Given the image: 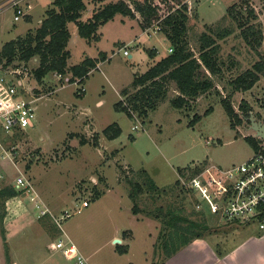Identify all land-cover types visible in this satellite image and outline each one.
Here are the masks:
<instances>
[{
  "label": "rangeland",
  "instance_id": "1",
  "mask_svg": "<svg viewBox=\"0 0 264 264\" xmlns=\"http://www.w3.org/2000/svg\"><path fill=\"white\" fill-rule=\"evenodd\" d=\"M53 1H21L26 14L16 20L13 2L0 0V50L6 42L25 36L30 30L36 31ZM115 1L118 0H85V17L91 16L94 8ZM186 2L189 8L187 38L197 57L202 33L214 34L224 27L234 29L230 36L218 40L222 72L211 75L207 71L215 87L191 102L190 106L176 108L171 104L178 90L176 84L170 82L168 98L148 117L137 113L131 117L116 109L119 100H126L121 90L130 86L135 73L146 71L170 53L172 46L161 30L160 22V29H157L158 24L143 29L138 16L132 18L118 14L100 27L101 39L96 45H89L79 35L77 25L71 23L70 28L77 29L73 35L71 33L68 44L71 65L81 62L84 51L93 56L105 50L110 56L99 63L101 68L91 70L81 84L71 83L69 78L66 80L67 75L60 78L53 72L38 81L33 72L40 66V57L29 61L31 71L29 77H25V92L33 98L38 97L34 103L35 124L19 134L11 133L13 136L6 137L3 132L2 135L6 140L12 139L19 150L17 166L7 163L8 180H14L22 172L32 186L17 196L23 201L20 205L31 212L22 216L29 220V224L22 220L16 229L10 224L7 232V238L15 236L11 241L21 264H43V256L53 253L47 243L59 237L68 240L65 231H70L67 233L72 241L85 250L101 246L88 259L89 264H98L105 253L104 259L109 261L115 245L110 239L116 231H121L122 237L134 232L132 248L136 254L132 258L137 263L144 249L148 248V264H162L166 254L159 246V239L169 232L166 220L171 211L208 224L211 229L205 236L221 235L229 243L243 228L264 234L257 219H228L212 213L199 191L189 183L197 175H229L232 169L255 153L247 136L259 138L264 148V139L256 134L250 121L253 114L256 120L264 122V76L247 91H235L231 84V80L264 57V39L260 46L256 42L251 45L243 35L246 26H253L264 36V0ZM161 5L165 12L163 1ZM232 6H235L234 12L240 22L229 14ZM122 18H126V22ZM246 20L248 23L241 27L239 24ZM146 31L151 32L150 36ZM124 44L131 45L130 55L124 54ZM154 48L156 53L151 56L148 50ZM4 62L6 60H2L0 66ZM82 86L86 91L80 95L77 92ZM130 91L135 92V89ZM225 97L243 117L242 122H235V128L231 126L232 120L222 103ZM99 99H103V104H97ZM244 102L249 105L247 112L251 115L241 108ZM210 107L213 111L206 115ZM196 115L200 119L192 125ZM113 122L120 124L122 134L109 139L101 129ZM93 124L100 127L101 133ZM135 124L139 125L138 129H133ZM137 183L141 186L139 191L135 186ZM97 192L100 195L95 197ZM133 192L135 199L131 197ZM84 200L89 202L88 206H83ZM200 201L203 204L201 209L197 207ZM37 204L50 212L40 215ZM6 206L5 203L0 207V239L4 240L2 225ZM136 206L140 210L137 213ZM65 210L73 214L62 222L61 228L53 216H61ZM46 215L48 229L45 227L44 232L37 223L39 217ZM182 223L186 224L185 221ZM30 239L33 244H28ZM23 240L27 242L22 246ZM56 252L64 264H75L67 260L62 251ZM125 260L122 259L123 264H128Z\"/></svg>",
  "mask_w": 264,
  "mask_h": 264
},
{
  "label": "trees",
  "instance_id": "2",
  "mask_svg": "<svg viewBox=\"0 0 264 264\" xmlns=\"http://www.w3.org/2000/svg\"><path fill=\"white\" fill-rule=\"evenodd\" d=\"M162 1L166 6L165 12L162 10ZM186 1L161 0L156 3L155 0H118L98 7L93 10L89 18L84 20L83 15L87 9L85 0H54L53 6L47 10L45 19L36 31L30 30L25 36H19L4 44L0 50V62L6 60L3 63L4 67L16 66L22 62L29 64V61L39 56L40 66L33 72L38 81H42L43 77L50 72L60 76L70 73L69 82L81 84L91 70L97 68L101 61L108 59V54L106 51H100L96 58L88 56L78 64L69 65L71 57V51L68 48L71 38L69 24L75 23L79 35L88 43H92L101 39L100 27L116 15L122 14L132 18L138 16L143 29L160 22L161 30L165 32L173 50L146 71L135 73L130 86L121 90V95L125 96L126 100H119L116 103V109L125 111L131 117L134 116L133 113L148 117L151 111L156 110L159 104L168 98L170 82H174L178 90V95L171 99V104L176 108L190 106L191 102L215 87L211 75L222 72L218 56L220 50L218 40L230 36L234 29L224 27L214 31V34L202 33L197 57L187 38L189 8ZM234 9L235 6H232L229 14L235 21L240 22ZM245 23H248V20L239 25L244 27ZM246 29L243 30V35L247 42L251 45L256 42L260 46L264 39L263 32L261 30L257 32L253 26H246ZM148 51L151 56L156 53L155 48ZM16 60L21 62H15ZM262 76H264V57L253 67L231 80V84L235 91H247L252 89ZM131 88L135 89V92L130 91ZM85 91L81 87L77 93L81 95ZM222 103L232 120L231 126L235 128V122H242L243 117L236 112L227 97L222 100ZM241 108L246 113L249 105L244 102ZM212 111L213 108L210 107L205 114H210ZM247 115L251 113L247 112ZM199 119L200 116L196 115L191 124L194 125ZM234 119L236 120L233 121ZM103 133L107 138L115 139L122 134V128L117 122H113L103 130ZM246 139L253 145L255 151L263 149L259 138L247 136ZM135 186L138 191L141 190L140 184L137 183ZM20 192L22 190L14 186L5 187L0 191V207L4 206L9 198L18 196ZM99 195L100 193L97 192L95 197ZM131 197L135 199V192L131 194ZM134 210L136 213L140 211L137 206ZM167 214L169 218L166 223L169 232L167 236L159 239V246L163 248L166 257L193 239L205 236L206 232L211 229L206 223L190 220L173 211ZM116 245L120 253L128 251V244L116 243Z\"/></svg>",
  "mask_w": 264,
  "mask_h": 264
},
{
  "label": "built area",
  "instance_id": "3",
  "mask_svg": "<svg viewBox=\"0 0 264 264\" xmlns=\"http://www.w3.org/2000/svg\"><path fill=\"white\" fill-rule=\"evenodd\" d=\"M21 1L23 0H11L12 6L15 7L16 20L26 14V7L21 5ZM156 24L157 29H160L159 22ZM146 33L149 36L151 34L149 31ZM124 47L126 48L124 54L130 55L131 45L125 44ZM172 50L171 47L170 52ZM97 68H101V64ZM30 71V65L24 62L11 67L0 66V191L7 186H14L18 190H30L29 187H32L22 172L14 180H8L7 163L12 162L17 166L16 157L19 150L18 145L12 143V139L6 140L2 137L3 132L6 137L13 136L11 133L19 134L35 124L37 114L34 103L38 97L33 98L25 92V77H29ZM82 88L86 90L85 86ZM138 128V124L133 125V129ZM189 183L199 191L212 213L228 219H257L260 230L264 232V148L256 150L251 157L232 169L229 175L222 177L211 174L207 177L202 174L193 177ZM31 198L36 199L33 196ZM88 205L89 202L84 200L83 206ZM202 206L200 201L197 207L201 209ZM37 208L40 209V215L50 212L39 204ZM72 214L70 210H65L61 216L53 217L62 228V222ZM55 246L75 264H89L86 256L70 238L68 240L61 238Z\"/></svg>",
  "mask_w": 264,
  "mask_h": 264
},
{
  "label": "crops",
  "instance_id": "4",
  "mask_svg": "<svg viewBox=\"0 0 264 264\" xmlns=\"http://www.w3.org/2000/svg\"><path fill=\"white\" fill-rule=\"evenodd\" d=\"M93 10H92V13H93ZM89 17L90 15L85 17V13H84L83 15L84 20H86ZM122 21L126 22V18H122ZM70 25L71 23L69 24V27ZM76 31H77L76 28H74L73 30L71 29L72 35H73V32H76ZM88 44L96 45L97 43L92 42ZM100 51H105V50H100ZM100 51L98 52L100 53ZM99 53L97 55L92 56L88 54L87 51H84L82 60L88 56L96 58L98 57ZM154 59L157 60V57H154ZM69 65L71 64L69 63ZM69 74H67L66 80H68L67 78H69L68 77ZM59 77L61 78L62 76L59 75ZM103 102H104L103 99H99L97 101V104L101 105L103 104ZM93 125L96 127L95 129L98 130V133H101L100 127L97 124H93ZM107 126L101 129L102 133H103V130ZM21 200L18 197H12L6 201V205H7L6 210H5L6 215L3 217L4 221L2 225V228L5 231L6 238L5 240L0 239V264H21L19 261L20 260L19 257L16 256V248H14L13 241H11L14 235H12L11 238H7V232H9L10 224L13 225L14 228L16 226L18 227L19 222H21L22 220H24V222L29 224V220L24 219L22 216L23 215L28 216L27 213L31 214V212L30 210L25 209L24 205H20V203L23 202ZM46 217L47 215L39 217L38 219L39 222L37 223L39 228L43 229L44 232H46L45 227L47 228L46 224L48 223V220H47L48 218ZM67 232H70V231H65L64 235L68 239L69 238L71 239L72 237H70L69 233ZM121 233H122L121 231H116L113 234V237L110 239L111 240L110 243L111 244L115 243L114 241H112V239L114 238H121L122 242L120 243L129 245L128 251L124 253H120L117 250L116 248L117 245L115 243L114 250L109 255V258H110L109 261L104 259V255L106 254L105 253L103 254V256H101L102 261L100 260L98 264H123L122 259H126L125 261H127L128 264H148L149 262L148 261L149 260L148 248L144 249L141 256H139V260L137 263L136 260L132 258V255L134 257L136 254L134 249L132 248L133 246L132 243L135 240V237L133 235L134 232L133 233L129 232L128 234L124 235L125 237L124 236L122 237ZM60 238L62 237H59L57 240H53V241H50V243L49 242L47 243L46 245L47 248L52 250L53 253H51L50 255L45 254L43 256V264H64L63 260L59 258L56 252L60 250L55 246V243ZM224 238L225 237H221V235L215 234L211 236H202V237L193 239L190 243L182 246L172 255L167 256V257L165 256L162 264H264V234L259 235L257 231L248 232L247 228H243V231L241 230L230 243L228 242V240H223ZM24 240L22 241V246L24 245V243L27 242ZM4 243H6V245H4ZM33 243L34 242L32 239L28 240V244H33ZM106 243L107 242H105V244ZM76 245L79 248V250L86 256L87 259L95 255L101 247L97 245V247H91L90 250L89 249L85 250L84 247L79 245L78 243H76Z\"/></svg>",
  "mask_w": 264,
  "mask_h": 264
},
{
  "label": "water",
  "instance_id": "5",
  "mask_svg": "<svg viewBox=\"0 0 264 264\" xmlns=\"http://www.w3.org/2000/svg\"><path fill=\"white\" fill-rule=\"evenodd\" d=\"M250 121L252 128L256 131V134L264 139V122H262L261 120H256L253 114L250 117ZM121 241V238L114 239L115 243H120Z\"/></svg>",
  "mask_w": 264,
  "mask_h": 264
},
{
  "label": "bare ground",
  "instance_id": "6",
  "mask_svg": "<svg viewBox=\"0 0 264 264\" xmlns=\"http://www.w3.org/2000/svg\"><path fill=\"white\" fill-rule=\"evenodd\" d=\"M122 242V241H121Z\"/></svg>",
  "mask_w": 264,
  "mask_h": 264
}]
</instances>
